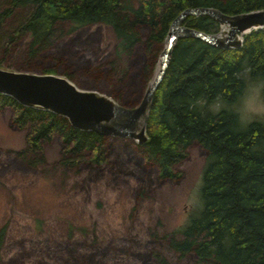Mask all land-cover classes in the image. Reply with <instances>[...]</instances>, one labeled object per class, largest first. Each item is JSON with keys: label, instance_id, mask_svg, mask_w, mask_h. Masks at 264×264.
Returning <instances> with one entry per match:
<instances>
[{"label": "trees", "instance_id": "trees-1", "mask_svg": "<svg viewBox=\"0 0 264 264\" xmlns=\"http://www.w3.org/2000/svg\"><path fill=\"white\" fill-rule=\"evenodd\" d=\"M194 7H213L228 16L264 10V0H0V65L7 67L5 53L17 44L23 45V61L30 65L52 47L55 53L74 56L66 63L72 68L80 70L85 65L82 74L92 80L93 88L110 87L111 99L121 107L134 108L170 22L181 10ZM181 23L204 34L217 33L219 28L206 16H187ZM94 25L107 27L114 38L105 62L80 58L68 41H60L64 35ZM64 63L53 62L51 67L61 66V74L74 83L73 72ZM133 64L140 66L139 81L132 74ZM23 71L54 73L44 65ZM244 72L253 80H264L262 29L244 35L240 49L215 48L195 38L177 39L163 78L150 97L147 140L140 144L72 129L64 117L22 107L1 94L0 110H9L12 127L24 133L23 147L13 153L17 160L35 173L44 171L42 144L55 137L59 153L48 172L55 171L63 179L71 175L73 184L79 176L86 181L105 167L124 171L133 166L136 156L145 170L153 169L158 181L174 183L182 176L176 166L185 160L192 144L198 146L204 162L200 210L178 232L164 234L166 248L179 258L192 255L193 264H264V122L252 120L242 126L230 107L243 93ZM128 81L133 88L123 90L121 86ZM217 97L222 98L223 107L209 110ZM81 231L84 236L85 230ZM4 232L0 228V249ZM73 234L69 227L63 239L75 245ZM56 239L44 242L45 253L56 245ZM151 257L155 264H169L155 249ZM95 260L90 264H96Z\"/></svg>", "mask_w": 264, "mask_h": 264}, {"label": "rangeland", "instance_id": "rangeland-1", "mask_svg": "<svg viewBox=\"0 0 264 264\" xmlns=\"http://www.w3.org/2000/svg\"><path fill=\"white\" fill-rule=\"evenodd\" d=\"M60 41H68L70 49L80 52V58L92 57L93 62H105L111 54L114 38L107 27L94 25L64 35ZM22 48V44H17L5 53L9 69L33 70L44 65L53 68L54 74L62 75L61 66L51 67V64L65 62L64 65L69 66L66 63L74 58L68 57V53H55L51 47L30 65L23 61ZM135 53L142 60L138 48ZM156 65L157 61L152 72ZM71 66L78 88L109 95L110 87L93 88L88 75L83 76L85 65L80 70ZM132 69L136 81L141 80L140 66L134 65ZM129 83L121 86L123 90L133 88ZM241 96L232 103L231 111L235 112L233 106ZM124 102L129 103V98ZM208 108L211 110V105ZM9 114V110H0V228L5 230L0 264H90L94 259L96 264H155L151 257L153 249L169 264H193L192 255L179 258L168 250L163 236L178 232L188 217L200 210L199 187L204 162L198 146L192 144L185 160L176 166L182 176L174 183L158 181L153 169L145 170L136 156L133 166L125 167L124 171L105 167L86 181L84 176H79L74 186L71 175L63 179L55 171L48 172L59 153L55 137L50 143L42 144L47 163L44 171L35 173L17 160L13 153L23 147L24 133L12 127ZM257 120L264 122V119H254ZM140 176L145 177V181ZM69 227L74 229L75 245L63 239ZM81 229L85 230L84 236ZM54 238H57L56 245L45 253L44 242L47 240L49 244ZM19 248L23 253L20 254Z\"/></svg>", "mask_w": 264, "mask_h": 264}, {"label": "water", "instance_id": "water-1", "mask_svg": "<svg viewBox=\"0 0 264 264\" xmlns=\"http://www.w3.org/2000/svg\"><path fill=\"white\" fill-rule=\"evenodd\" d=\"M210 17L218 24L217 33H202L181 22L187 17ZM264 30V10L228 15L213 7H194L181 10L168 27L164 46L143 96L134 108L119 106L111 97L94 90L78 88L63 75L32 73L0 66V94L12 98L22 107L44 110L64 117L72 129L94 132L101 136L127 138L134 144L147 140L146 122L151 96L162 80L171 47L177 39L190 37L202 40L215 48L240 49L244 35Z\"/></svg>", "mask_w": 264, "mask_h": 264}, {"label": "clouds", "instance_id": "clouds-1", "mask_svg": "<svg viewBox=\"0 0 264 264\" xmlns=\"http://www.w3.org/2000/svg\"><path fill=\"white\" fill-rule=\"evenodd\" d=\"M245 80L246 86L238 104L233 106L238 121L242 125H246L254 119H264V80H253L247 72L241 76ZM223 107L221 97L211 105V110L219 111Z\"/></svg>", "mask_w": 264, "mask_h": 264}, {"label": "bare ground", "instance_id": "bare-ground-1", "mask_svg": "<svg viewBox=\"0 0 264 264\" xmlns=\"http://www.w3.org/2000/svg\"><path fill=\"white\" fill-rule=\"evenodd\" d=\"M188 38H190V37H188ZM199 40V39H198ZM169 59H170V57H169ZM168 63H169V61H168ZM167 67H168V64H167ZM167 67H166V69H167ZM165 69V70H166ZM163 73H165V72H163ZM163 78V77H162ZM155 91V90H154ZM154 93V92H153ZM153 95V94H152ZM114 137V136H113ZM120 138V137H119Z\"/></svg>", "mask_w": 264, "mask_h": 264}]
</instances>
